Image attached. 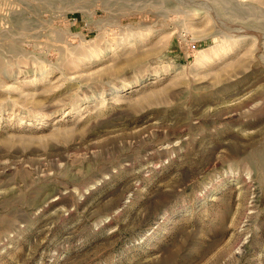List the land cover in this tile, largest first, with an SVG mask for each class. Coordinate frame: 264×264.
Returning a JSON list of instances; mask_svg holds the SVG:
<instances>
[{
	"label": "rangeland",
	"instance_id": "374dc122",
	"mask_svg": "<svg viewBox=\"0 0 264 264\" xmlns=\"http://www.w3.org/2000/svg\"><path fill=\"white\" fill-rule=\"evenodd\" d=\"M0 264H264V0H0Z\"/></svg>",
	"mask_w": 264,
	"mask_h": 264
}]
</instances>
